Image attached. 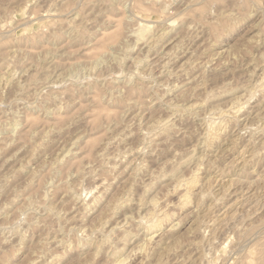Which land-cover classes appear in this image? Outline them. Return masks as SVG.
<instances>
[{
  "label": "rangeland",
  "instance_id": "obj_1",
  "mask_svg": "<svg viewBox=\"0 0 264 264\" xmlns=\"http://www.w3.org/2000/svg\"><path fill=\"white\" fill-rule=\"evenodd\" d=\"M0 264H264V0H0Z\"/></svg>",
  "mask_w": 264,
  "mask_h": 264
},
{
  "label": "bare ground",
  "instance_id": "obj_2",
  "mask_svg": "<svg viewBox=\"0 0 264 264\" xmlns=\"http://www.w3.org/2000/svg\"><path fill=\"white\" fill-rule=\"evenodd\" d=\"M143 26H145V27L143 28ZM146 27H147V25H142V29H140L141 27L139 28V29L141 30L140 32L143 33V32H145L146 30H149V29H147L148 27H147V28H146ZM137 31H138V30H137ZM148 32H149V31H148ZM137 33H138V32H137ZM139 34H140V33H139ZM146 34H148V33L146 32ZM140 35H141V34H140ZM142 35H144V33H143ZM138 37L140 38V36H138ZM144 37H146V35H145ZM147 37H149V36H147ZM139 38H138V39H139ZM142 38H143V36H142ZM142 38H141V39H142ZM15 125H16V124H15ZM192 181H193V180H192Z\"/></svg>",
  "mask_w": 264,
  "mask_h": 264
}]
</instances>
